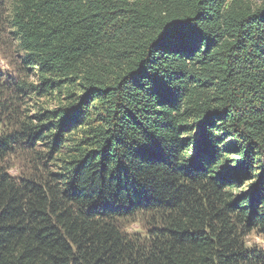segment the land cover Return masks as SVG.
Here are the masks:
<instances>
[{"label":"trees","instance_id":"16d2710c","mask_svg":"<svg viewBox=\"0 0 264 264\" xmlns=\"http://www.w3.org/2000/svg\"><path fill=\"white\" fill-rule=\"evenodd\" d=\"M261 1L14 0L37 84L0 73V264H264L243 239L264 235ZM76 81L65 106L22 114ZM137 214L145 234L123 233Z\"/></svg>","mask_w":264,"mask_h":264},{"label":"rangeland","instance_id":"374dc122","mask_svg":"<svg viewBox=\"0 0 264 264\" xmlns=\"http://www.w3.org/2000/svg\"><path fill=\"white\" fill-rule=\"evenodd\" d=\"M134 2L136 0H129ZM228 4H232L241 9H256L260 6L261 0H227ZM13 4L14 0H6L2 14L0 16V73L12 75L14 78L25 77V81L28 84H37L36 73L34 69H30L27 72L21 71L19 69V60L20 54L17 52L15 37L12 32V18H13ZM111 79V77H110ZM80 82L76 81L75 83L69 85H63L62 88L57 89L56 92L48 93L45 96H34L33 94L26 95L21 102V111L22 114L27 116H34L39 111H53L58 107L65 106L68 103V96L70 94H79L82 89L80 87ZM34 122V121H32ZM82 133L74 134V139L81 138ZM229 144H232L233 141L228 138L225 140ZM227 144V143H226ZM226 146V145H225ZM47 154L44 146L35 147L32 152L27 153H17L16 155L8 159L7 165L10 170L9 173L12 175H19L26 168H33L36 166L34 158L39 155L44 158ZM60 159V157H57ZM48 163V162H47ZM52 164V163H51ZM49 164L48 170L56 171L57 163ZM26 172V171H24ZM247 184H245V187ZM245 189V188H244ZM118 227L125 234L137 233L144 235L147 228V222L145 217L140 214L135 215L134 217L122 220L118 223ZM257 235H261L256 232ZM255 248L264 249L253 245Z\"/></svg>","mask_w":264,"mask_h":264},{"label":"clouds","instance_id":"9594fccd","mask_svg":"<svg viewBox=\"0 0 264 264\" xmlns=\"http://www.w3.org/2000/svg\"><path fill=\"white\" fill-rule=\"evenodd\" d=\"M243 239L245 246L248 248L253 247V245L264 248V235H257L255 229L247 234Z\"/></svg>","mask_w":264,"mask_h":264}]
</instances>
